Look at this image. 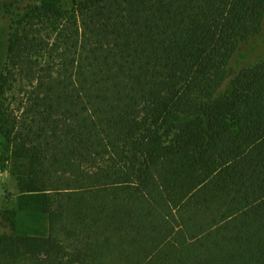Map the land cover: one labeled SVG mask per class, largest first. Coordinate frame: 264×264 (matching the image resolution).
Returning <instances> with one entry per match:
<instances>
[{"label":"trees","instance_id":"1","mask_svg":"<svg viewBox=\"0 0 264 264\" xmlns=\"http://www.w3.org/2000/svg\"><path fill=\"white\" fill-rule=\"evenodd\" d=\"M1 1L0 264H264V0Z\"/></svg>","mask_w":264,"mask_h":264},{"label":"rangeland","instance_id":"2","mask_svg":"<svg viewBox=\"0 0 264 264\" xmlns=\"http://www.w3.org/2000/svg\"><path fill=\"white\" fill-rule=\"evenodd\" d=\"M1 2L2 1L0 0V5ZM62 4L69 7L71 5V0H63ZM259 54H261V56ZM236 58L238 64H249L264 59V38L259 37L255 42L244 46ZM17 194V182L8 173L7 162L3 161L0 151V209L13 208L15 206L14 200ZM4 230L8 229L4 227L0 219V232Z\"/></svg>","mask_w":264,"mask_h":264}]
</instances>
